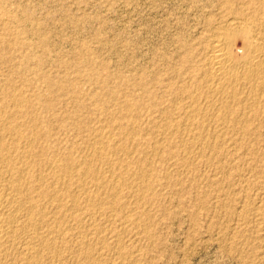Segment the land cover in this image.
Here are the masks:
<instances>
[{"label":"rangeland","instance_id":"374dc122","mask_svg":"<svg viewBox=\"0 0 264 264\" xmlns=\"http://www.w3.org/2000/svg\"><path fill=\"white\" fill-rule=\"evenodd\" d=\"M263 13L264 0H0V92H25L47 155L95 167L85 194L105 203L104 214H86L82 195L85 215L66 233L71 251L53 264H244L232 237L250 233L240 213L264 199V81L248 82L239 64L229 90L209 65L218 38L238 23L264 47ZM232 51L246 55L241 36ZM97 139L112 146L108 160L95 159ZM125 179L153 185L141 195Z\"/></svg>","mask_w":264,"mask_h":264},{"label":"bare ground","instance_id":"6f19581e","mask_svg":"<svg viewBox=\"0 0 264 264\" xmlns=\"http://www.w3.org/2000/svg\"><path fill=\"white\" fill-rule=\"evenodd\" d=\"M254 5V4H253ZM256 5V4H255ZM254 5V6H255ZM262 5V4H261ZM253 7V6H252ZM262 14V13H261ZM264 14V13H263ZM252 16V15H251ZM264 16V15H263ZM262 16V18H263ZM258 17V16H257ZM252 18V17H251ZM256 18V17H255ZM260 18V17H258ZM254 19V18H253ZM263 20V19H262ZM248 21V20H247ZM254 21V20H253ZM260 21V20H259ZM234 24V23H233ZM241 25V24H240ZM247 25V24H246ZM239 26L232 25L229 32L219 37L217 43L214 44L210 53L211 70L215 79L217 77L226 87L230 86L233 77L236 76V65H242L241 71L245 79L252 82L254 79H262L264 81V52L260 45L252 38V31L250 27H241L239 30L235 28ZM245 26V25H242ZM250 26V25H249ZM263 27V26H262ZM238 28V27H237ZM228 30V29H227ZM241 36L246 44L247 53L244 57H237L232 51V44L235 37ZM264 44V43H263ZM262 46V45H261ZM206 49V48H205ZM209 59V58H208ZM90 62V61H89ZM237 68V67H236ZM238 69V68H237ZM211 70L209 71L211 73ZM212 75V74H211ZM240 76V74H239ZM4 77V76H3ZM213 77V76H212ZM213 77V78H214ZM237 78V76H236ZM238 79V78H237ZM236 80V79H235ZM241 80V77H240ZM243 80V79H242ZM219 81V80H218ZM238 81V80H237ZM256 82V80H254ZM253 81V82H254ZM258 81V80H257ZM236 82V81H235ZM239 82V81H238ZM17 83V82H16ZM234 83V82H233ZM247 83V82H246ZM250 84V83H248ZM258 84V83H254ZM262 84V81L261 83ZM259 84V85H260ZM234 85V84H233ZM14 86V85H13ZM16 86V85H15ZM261 86V85H260ZM259 86V87H260ZM4 87V86H3ZM2 87V89H3ZM10 89L1 90L0 98V264H53L54 261H62L64 258L65 247L67 245V230L68 224L71 220H77L79 213H81V198L86 193L88 176L95 177L96 169L92 165H82L75 160L72 155L58 156L51 153L47 155L46 146L43 144L44 130H40L41 125H38L39 119L35 120L30 114L32 109L29 108L27 98L25 99V92L10 86ZM258 86L254 87L257 89ZM264 87V86H261ZM224 88V89H225ZM231 88V87H230ZM6 89V88H5ZM229 89V87H228ZM226 89V90H228ZM233 89V88H232ZM252 89V88H251ZM19 90V91H18ZM22 90V89H21ZM231 90V89H229ZM258 90V89H257ZM264 88L262 89V91ZM219 91V90H218ZM234 91V90H233ZM232 91V92H233ZM252 91V90H251ZM259 88V92H260ZM225 92V91H224ZM228 92V91H227ZM254 92V91H253ZM258 92V91H257ZM23 95H22V94ZM27 93V92H26ZM257 94V93H256ZM29 95V94H28ZM27 96V95H26ZM235 96V95H234ZM257 97V96H256ZM30 101V100H28ZM127 102V100H126ZM29 105L30 102H29ZM226 105V104H225ZM224 107V106H223ZM120 108V107H119ZM31 109V111L29 110ZM224 109V108H223ZM134 112V111H133ZM110 113V112H109ZM96 114V113H95ZM114 114V112H113ZM106 115V114H105ZM135 118V116H134ZM191 118V117H189ZM131 119V118H130ZM129 119V120H130ZM121 120V119H120ZM140 121V120H139ZM133 122V121H132ZM112 123V122H111ZM118 123V122H117ZM42 124V123H41ZM114 124V123H113ZM125 124V123H124ZM134 123H132L133 125ZM142 124V123H141ZM131 125V124H130ZM186 125V124H185ZM191 125V124H190ZM47 126V125H46ZM118 126V125H117ZM125 126V125H124ZM123 126V127H124ZM138 126V124H137ZM133 127V126H132ZM159 127V126H158ZM128 128V127H127ZM171 128V127H170ZM131 129V128H130ZM137 129V128H136ZM119 130V129H118ZM121 130V129H120ZM126 130V129H125ZM124 130V131H125ZM138 130V129H137ZM142 130V129H141ZM98 131V130H97ZM107 131V130H106ZM148 131V130H147ZM46 132V131H45ZM138 132V131H137ZM121 133V132H120ZM134 133V132H133ZM107 134V133H106ZM137 134V133H136ZM145 134V133H144ZM169 134V133H168ZM175 133L173 132V135ZM105 135V134H104ZM143 135V134H142ZM164 135V134H163ZM171 135V134H170ZM120 136V135H119ZM125 136V135H124ZM123 136V137H124ZM176 136V135H175ZM105 137V136H103ZM158 137V136H157ZM110 138V137H109ZM122 138V137H121ZM185 138V137H184ZM220 138V137H219ZM93 139V138H92ZM103 139V138H102ZM102 139H97L102 143L95 147V159H106L112 146L106 144ZM175 139V138H174ZM203 139V138H202ZM46 140V139H45ZM97 140L94 141L97 143ZM115 140V139H114ZM185 140V139H184ZM253 140V139H252ZM133 141V140H132ZM130 141V142H132ZM157 141V140H156ZM163 141V140H162ZM174 141V140H173ZM183 141V140H182ZM190 141V140H189ZM194 141V140H193ZM204 141V140H203ZM210 141V140H209ZM213 141V140H212ZM238 141V140H237ZM108 142V141H107ZM119 142V141H118ZM139 142V141H138ZM155 142V141H154ZM167 142V141H166ZM184 142V141H183ZM191 142V141H190ZM202 142V141H201ZM205 142V141H204ZM215 142V141H214ZM217 142V141H216ZM100 143V142H99ZM185 143V142H184ZM187 143V142H186ZM194 143V142H192ZM207 143V142H206ZM95 144V143H93ZM112 144V142H111ZM129 144V143H128ZM126 144V146H128ZM197 144V143H195ZM191 145L192 147L196 146ZM199 144V143H198ZM203 144V143H202ZM201 144V148H202ZM205 144V143H204ZM214 145V143H212ZM235 144V142H234ZM251 144V143H250ZM253 144V143H252ZM89 145V144H88ZM92 145V143H91ZM118 145V144H117ZM116 145V146H117ZM123 145V144H122ZM183 145V144H182ZM186 145V144H185ZM200 145V144H199ZM219 145V144H218ZM215 145L216 147L218 146ZM222 145V144H221ZM224 145V144H223ZM136 146V144H135ZM184 146V145H183ZM182 146V147H183ZM198 146V145H197ZM209 146V144H208ZM235 146V145H234ZM240 146V145H239ZM80 147V146H79ZM87 147V146H86ZM94 147V146H93ZM114 147V145H113ZM143 147V146H142ZM146 147V146H145ZM150 147V146H149ZM156 147V146H155ZM174 147V146H173ZM185 147V146H184ZM191 147V148H192ZM206 147V145H205ZM215 147V148H216ZM219 147V146H218ZM217 147V148H218ZM254 147V146H253ZM122 150V146L120 147ZM127 147H123L125 149ZM131 148V147H130ZM153 148V147H152ZM187 148V147H186ZM197 148V147H196ZM199 148V147H198ZM249 148V147H248ZM133 149V148H132ZM147 149V148H146ZM160 149V148H158ZM193 149V148H192ZM129 150V149H128ZM144 150V149H143ZM187 150V149H186ZM211 149H209L210 151ZM218 150V149H217ZM76 151V149H75ZM120 151V150H119ZM126 151V150H125ZM173 151V150H172ZM197 151V150H196ZM201 151V150H200ZM214 151V150H213ZM85 152V151H84ZM93 152V151H92ZM122 152V151H121ZM130 152V151H129ZM179 152V151H178ZM187 152V151H186ZM190 152V151H189ZM188 152V153H189ZM202 152V151H201ZM218 152V151H217ZM224 152V151H223ZM226 152V151H225ZM256 152V151H255ZM114 153V152H113ZM123 153V152H122ZM145 153V152H144ZM147 153V152H146ZM154 153V152H153ZM170 153V152H169ZM174 153V152H173ZM216 153V152H215ZM120 154V152H119ZM148 154V153H147ZM152 154V152H151ZM159 154V153H158ZM171 154V153H170ZM182 154V153H181ZM193 154V153H192ZM196 154V153H195ZM249 154V152H248ZM247 154V155H248ZM130 155V154H129ZM138 155V154H137ZM146 155V154H144ZM178 155V154H177ZM194 155V154H193ZM193 155L191 157H193ZM80 156V155H79ZM122 156V155H121ZM173 156V155H172ZM175 156V155H174ZM189 156V155H188ZM202 156V154H201ZM205 156V155H204ZM85 157V155L83 156ZM119 157V156H118ZM128 157V155L126 156ZM143 157V156H142ZM152 157V155H151ZM190 157V158H191ZM87 158V157H86ZM140 158V157H139ZM169 158V157H168ZM207 158V157H206ZM210 158V157H209ZM215 158V157H214ZM83 159V158H82ZM89 159V158H87ZM94 159V158H93ZM118 159V158H117ZM211 159V158H210ZM248 159V158H247ZM254 159V158H253ZM90 160V159H89ZM92 160V159H91ZM119 160V159H118ZM143 160V159H142ZM208 160V159H207ZM112 161V159H111ZM115 161V160H114ZM121 161V160H120ZM128 161V160H127ZM130 161V160H129ZM167 161V160H166ZM188 161V159H187ZM213 161V160H212ZM232 161V160H231ZM85 162V161H84ZM83 162V163H84ZM153 162V161H152ZM186 162V161H185ZM210 162V161H209ZM90 164V162H88ZM101 162H99L100 165ZM110 163V162H109ZM114 163V162H113ZM147 163V162H146ZM145 163V164H146ZM191 163V161H190ZM97 164V161H96ZM131 164V162H130ZM150 164V163H149ZM223 164V163H222ZM264 164V163H263ZM262 164V165H263ZM95 165V164H94ZM110 165V164H109ZM112 165V163H111ZM126 165V164H125ZM132 165V164H131ZM135 165V164H134ZM210 165V163H209ZM214 165V164H213ZM141 166V165H140ZM143 166V165H142ZM150 166V165H149ZM186 166V165H185ZM242 166V165H241ZM219 167V166H218ZM230 167V166H229ZM253 167V166H252ZM258 167V166H257ZM130 168V167H129ZM256 168V167H255ZM114 169V168H113ZM121 169V168H120ZM145 169V168H144ZM143 169V170H144ZM152 169V168H150ZM169 169V168H167ZM249 169V168H248ZM98 170V169H97ZM102 170V169H101ZM119 171V170H118ZM134 171V170H133ZM138 171V170H137ZM240 171V170H239ZM257 171V170H256ZM112 172V171H111ZM109 173L111 176L112 173ZM122 172V171H121ZM243 172V171H242ZM136 173V172H134ZM149 170L142 172L141 177L148 176ZM238 173V172H237ZM260 173V172H259ZM130 174V173H129ZM241 174V173H240ZM255 174V173H254ZM117 175V174H116ZM169 175V174H168ZM119 176V175H118ZM123 175L120 174V178ZM151 176V174H150ZM150 176L148 180L150 179ZM163 176V175H162ZM256 176V175H255ZM77 177V178H76ZM85 178L84 181L82 178ZM92 177V179H93ZM140 175L138 176V178ZM261 177V176H260ZM259 177V178H260ZM137 178V179H138ZM146 178V177H145ZM97 179H99L97 177ZM97 182V188L105 189L108 181L101 178ZM124 179V178H123ZM141 179V178H139ZM157 179V178H156ZM222 179V178H221ZM246 179V178H245ZM256 179V178H255ZM263 179V178H262ZM94 180V179H93ZM125 179L132 185V190L135 193H142L150 189L153 185L150 181L147 185H134V181ZM155 180V178H154ZM97 181V180H96ZM112 181V180H111ZM114 181V180H113ZM120 181V180H119ZM85 182V183H84ZM123 182V181H122ZM159 182V181H158ZM168 182V181H167ZM249 182V181H248ZM259 182V181H258ZM257 183V182H256ZM94 184V183H93ZM114 184V183H113ZM247 184V183H245ZM92 185V184H91ZM111 185V184H110ZM142 185V184H141ZM157 185V184H156ZM220 185V184H219ZM261 185V184H260ZM264 185V184H263ZM262 185V186H263ZM89 186V185H88ZM114 186V185H113ZM123 186V185H122ZM158 186V185H157ZM244 186V185H243ZM259 186V183H258ZM92 187V186H90ZM254 187V186H253ZM252 187V188H253ZM256 187V186H255ZM115 188V187H114ZM117 188V187H116ZM219 188V187H218ZM242 188V187H241ZM97 189V190H98ZM118 189V188H117ZM255 189V188H254ZM257 189V188H256ZM260 189V188H259ZM263 189V188H262ZM261 189V190H262ZM96 190V189H95ZM119 190V189H118ZM238 190V189H237ZM236 190V191H237ZM246 190V188H244ZM258 190V189H257ZM224 191V190H223ZM259 191V190H258ZM105 192V191H104ZM107 192V191H106ZM117 192V191H116ZM120 192V191H119ZM128 192V191H127ZM243 192V191H242ZM251 192V191H250ZM249 192V193H250ZM257 192V191H256ZM92 193V192H91ZM99 193V191H98ZM98 193L96 195H98ZM103 193V192H102ZM115 193V192H114ZM229 193V192H228ZM258 193V192H257ZM139 194V196H141ZM148 194V193H147ZM153 194V193H151ZM247 194V193H245ZM251 194V193H250ZM250 194H247L250 195ZM256 193H254L255 195ZM264 194V193H262ZM86 195L87 204L85 205V213L93 214L106 212L103 200L91 195ZM112 195V194H111ZM117 195V194H116ZM126 195V194H125ZM230 195V193L228 194ZM230 198V196H228ZM235 195V194H234ZM121 196V195H120ZM138 196V197H139ZM149 196V195H148ZM159 196V195H158ZM238 196V195H237ZM246 196V199H247ZM106 197V196H105ZM123 197V196H122ZM129 197V196H128ZM131 197V196H130ZM154 197V196H153ZM244 197V195H243ZM249 197V196H248ZM252 197V196H251ZM227 198V199H228ZM237 198V197H236ZM245 198V197H244ZM254 198V197H253ZM257 198V196H256ZM255 198V199H256ZM133 199V198H132ZM231 199V198H230ZM245 202L246 203V200ZM249 199V198H248ZM258 199V198H257ZM112 200V199H111ZM153 200V199H152ZM244 200V199H243ZM251 200V199H249ZM109 201V200H108ZM123 201V199H122ZM228 201V200H227ZM234 201V200H233ZM242 201V200H241ZM252 201V200H251ZM256 201V200H253ZM105 202H107L105 200ZM111 202V201H110ZM230 202V201H229ZM240 202V201H239ZM131 203V202H130ZM146 203V202H145ZM226 203V202H225ZM242 203V204H244ZM251 204L248 201L246 204ZM256 203V202H253ZM121 204V203H120ZM125 204V203H124ZM127 204V203H126ZM150 204V203H149ZM228 204V203H227ZM226 204V205H227ZM235 204V203H234ZM135 205V204H134ZM246 205L243 206V212L247 210ZM228 206V205H227ZM233 206V205H232ZM235 206V205H234ZM237 206V205H236ZM235 206V207H236ZM240 206V205H239ZM252 206L251 215L240 216L239 227L245 225L246 227L252 224V229L249 234L233 232L235 237V247L232 246L234 252L236 251L244 261V264H264V199L261 198L259 203ZM84 207V206H83ZM120 207V206H119ZM234 207V208H235ZM242 207V205H241ZM137 208V207H136ZM146 208V207H145ZM121 209V208H120ZM126 209V207H125ZM130 209V208H129ZM149 209V208H147ZM236 209V208H235ZM145 211V209H143ZM151 210V209H150ZM234 210V209H233ZM238 210V208L236 209ZM241 208L240 211L241 212ZM250 210V209H249ZM248 210V211H249ZM129 211V210H128ZM229 211V210H228ZM247 211V212H248ZM122 212V211H121ZM120 212V213H121ZM130 212V211H129ZM128 212V213H129ZM226 212V211H225ZM250 212V211H249ZM248 212V213H249ZM81 213V216L85 215ZM127 213V212H126ZM125 213V214H126ZM142 213V212H141ZM228 213V212H227ZM233 212L232 214H234ZM98 214V216H99ZM130 214V213H129ZM140 214V213H139ZM236 214V213H235ZM121 215V214H120ZM231 215V214H230ZM238 215V214H237ZM101 216V215H100ZM110 216V215H109ZM128 216V215H126ZM138 216V215H137ZM233 216V215H232ZM94 217V216H93ZM144 217V216H143ZM146 217V216H145ZM231 217V216H230ZM229 217V218H230ZM108 218V217H107ZM117 218V217H116ZM228 218V216H227ZM80 219V218H79ZM96 219V218H95ZM126 219V218H125ZM130 219V217H129ZM81 220V219H80ZM133 220V219H132ZM131 220V221H132ZM140 220V219H139ZM142 220V219H141ZM144 220V219H143ZM146 220V219H145ZM221 220V219H220ZM219 220V221H220ZM228 220V219H227ZM233 220V219H232ZM113 221V220H112ZM234 221V220H233ZM83 222V221H82ZM80 222V223H82ZM86 222V220H85ZM111 222V221H110ZM123 222V221H122ZM150 222V221H149ZM231 222V221H230ZM79 223V224H80ZM94 223V222H93ZM133 224V223H132ZM146 224V223H145ZM220 224V223H219ZM224 224V223H223ZM226 224V223H225ZM233 224V223H232ZM73 225V224H72ZM87 225V224H86ZM104 225V224H103ZM82 226V225H81ZM95 226V225H94ZM97 226V224H96ZM101 226V225H100ZM108 226V225H107ZM119 226V225H117ZM121 226V225H120ZM146 226V225H145ZM153 226V225H152ZM236 225H234L235 227ZM77 227V226H76ZM84 227V226H83ZM110 227V226H109ZM107 227V228H109ZM231 226H228L229 228ZM238 227V228H239ZM245 227V228H246ZM75 228V227H74ZM88 228V227H87ZM97 228V227H96ZM102 228V227H101ZM104 228V227H103ZM102 228V229H103ZM126 228V227H125ZM125 228H122L123 230ZM128 228V227H127ZM139 228V227H138ZM210 228V227H209ZM221 228V227H220ZM226 228V227H225ZM232 228V227H231ZM236 228V227H235ZM72 229V228H71ZM106 228L103 230L105 231ZM114 229V228H113ZM117 229V228H116ZM148 229V228H146ZM244 229V228H243ZM249 229V228H248ZM76 230V229H75ZM97 229L96 231H98ZM132 230V229H131ZM230 230V228H229ZM240 231V228L237 229ZM79 231V230H78ZM100 231V230H99ZM122 231V230H121ZM127 231V230H126ZM150 231V230H149ZM148 231V232H149ZM218 231V230H217ZM245 231V230H244ZM113 232V230H112ZM128 232V231H127ZM74 233V232H72ZM90 233V232H89ZM88 233V234H89ZM99 233V232H98ZM120 233V232H119ZM124 233V232H123ZM228 233V232H227ZM78 234V233H77ZM147 234V233H146ZM213 234V233H212ZM69 235V234H68ZM71 235V234H70ZM79 235V234H78ZM87 235V234H86ZM230 235V233H229ZM232 235V234H231ZM74 236V235H73ZM77 236V235H76ZM95 236V235H94ZM125 236V235H124ZM151 236V235H150ZM78 237V236H77ZM80 237V236H79ZM85 237V236H84ZM88 237V236H86ZM94 239V238H93ZM102 240V237L100 238ZM110 239V237H109ZM118 239V238H117ZM121 239V238H119ZM230 241H234V240ZM86 240V239H85ZM91 240V239H90ZM226 240H229V238ZM78 241V240H76ZM89 241V240H87ZM119 241V240H117ZM70 242V241H69ZM81 242V241H79ZM84 242V241H83ZM110 242V241H109ZM115 242V241H114ZM73 242H71L72 244ZM78 243V242H77ZM86 244L88 242H85ZM100 243V241H99ZM231 243V242H230ZM74 244V243H73ZM108 244V243H107ZM118 244V243H117ZM227 244V243H226ZM238 244H240L238 246ZM88 245V244H87ZM95 245V244H94ZM121 245V244H120ZM225 245V244H224ZM232 245V244H231ZM229 245V248L230 246ZM105 246V245H103ZM102 246V247H103ZM110 246V245H109ZM119 246V244H118ZM122 246V245H121ZM119 246L121 251L122 247ZM91 246H89L90 248ZM114 247V246H113ZM117 247V246H116ZM121 247V248H120ZM124 247V246H123ZM222 247V246H221ZM82 251V248L79 247ZM84 248H87L84 246ZM225 248V246H224ZM228 248V250H230ZM69 250V248H67ZM71 249V248H70ZM74 249V248H73ZM126 249V248H125ZM85 250V249H84ZM87 250V249H86ZM90 250V249H88ZM94 250V249H93ZM71 251V250H69ZM67 251V252H69ZM74 251V250H73ZM91 251V250H90ZM109 251V250H108ZM107 251V252H108ZM116 251V250H115ZM114 251V252H115ZM119 251V250H118ZM231 251V250H230ZM229 251V252H230ZM89 252V251H88ZM101 252V251H100ZM104 252V251H103ZM124 252V251H123ZM136 252V251H135ZM90 253V252H89ZM92 253V252H91ZM90 253V254H91ZM117 253V251H116ZM231 253V252H230ZM70 254V253H68ZM87 254V252H86ZM85 254V255H86ZM106 254V252H105ZM128 254V253H127ZM232 254V253H231ZM235 254V255H236ZM66 255V253H65ZM74 255V252H73ZM94 255V254H93ZM100 255V254H99ZM98 255V256H99ZM102 255V254H101ZM108 255V254H107ZM237 255V256H238ZM81 256L78 255L77 257ZM97 256V255H96ZM118 256V254H117ZM131 256V255H129ZM234 256V255H233ZM72 255H70V259ZM75 257V256H74ZM73 257V258H74ZM89 257V255H86ZM85 257V259H87ZM92 257V255H91ZM90 257V258H91ZM100 257V256H99ZM109 257V256H108ZM107 257V258H108ZM113 257V256H112ZM128 257V256H127ZM235 257V256H234ZM63 258V259H62ZM98 258V257H97ZM119 258V257H118ZM122 258V257H121ZM120 258V259H121ZM124 258V257H123ZM68 259V258H67ZM76 259V257H75ZM83 259V258H82ZM79 259L75 262H80ZM92 259V258H91ZM90 259V260H91ZM100 259V258H98ZM111 259V257L109 258ZM117 259V257H116ZM237 259V258H236ZM73 260V259H72ZM95 260V259H94ZM93 260V261H94ZM97 260V259H96ZM106 260V259H105ZM239 260V259H238ZM124 261V260H121ZM64 262V261H63ZM71 262V261H70ZM69 262V263H70ZM88 262V261H87ZM91 262V261H90ZM96 262V261H95ZM100 262V261H99ZM103 262V261H102ZM58 263V262H57ZM55 263V264H57ZM61 263V262H60ZM74 263V261H73ZM93 263V262H92ZM105 263V262H104ZM121 263V262H120ZM241 263V262H240ZM59 264V263H58ZM77 264V263H76ZM78 264H81L78 263ZM100 264V263H99ZM114 264V263H113ZM123 264V263H122Z\"/></svg>","mask_w":264,"mask_h":264}]
</instances>
